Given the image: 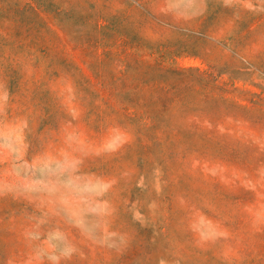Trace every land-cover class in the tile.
<instances>
[{
  "label": "trees",
  "instance_id": "16d2710c",
  "mask_svg": "<svg viewBox=\"0 0 264 264\" xmlns=\"http://www.w3.org/2000/svg\"><path fill=\"white\" fill-rule=\"evenodd\" d=\"M25 10L36 17L45 14L33 2ZM68 43L81 52L97 83L79 67H42L46 56L68 62L61 55L0 53V87L17 114L26 116L29 130L42 122L27 137L29 148H42L51 139L44 130H53L52 124L44 119L52 112L44 103L59 100V80L66 78L73 82L74 97L85 101L86 89L99 107L113 113L98 119L96 133L116 131L129 139L123 151L133 154L127 174L134 180L112 218L120 248L99 247L76 234L74 258L62 264H264V183L259 181L264 149L261 134L251 132L264 121L248 115L264 116V102L245 104L236 95L235 80L223 82L224 73L178 67L182 55L197 56L182 48L146 46L123 35L107 39L100 33ZM36 207L0 197V211L9 217L31 225L42 220L43 228L56 223ZM199 219L221 237L201 241L194 228Z\"/></svg>",
  "mask_w": 264,
  "mask_h": 264
},
{
  "label": "rangeland",
  "instance_id": "374dc122",
  "mask_svg": "<svg viewBox=\"0 0 264 264\" xmlns=\"http://www.w3.org/2000/svg\"><path fill=\"white\" fill-rule=\"evenodd\" d=\"M28 2L37 3L45 14L27 13ZM98 33L107 39L123 35L146 46L185 49L198 57L182 55L176 60L178 67L224 73L223 82L235 80L236 95L245 104L264 102V0H0V53L45 52L68 60L46 56L41 65L48 71L79 67L97 83L81 52L68 41H88ZM59 83L63 86L59 100L44 103L52 112L44 119L52 124L53 130H44L51 139L33 150L27 137L42 122L29 130L26 116L17 114V106L0 87V197L35 204L44 217L56 221L43 228L42 220L31 225L0 211L1 264L72 260L76 234L99 247L120 248L116 241L122 243L112 232V218L121 211L125 191L134 180L127 174L133 154L123 151L129 139L116 131L97 134L98 119L113 113L99 107L86 89L85 101L74 97L72 80L61 78ZM248 115L264 121L257 111ZM251 132L261 134L264 149V126L252 127ZM263 179L264 173L259 181L264 183ZM194 228L203 242L221 237L203 219Z\"/></svg>",
  "mask_w": 264,
  "mask_h": 264
}]
</instances>
